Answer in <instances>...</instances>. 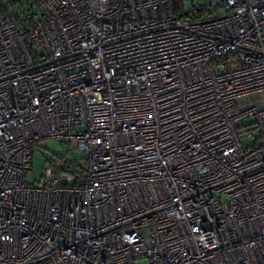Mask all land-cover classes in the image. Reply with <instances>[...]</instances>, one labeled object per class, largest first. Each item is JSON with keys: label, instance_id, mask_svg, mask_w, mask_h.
Wrapping results in <instances>:
<instances>
[{"label": "built area", "instance_id": "built-area-1", "mask_svg": "<svg viewBox=\"0 0 264 264\" xmlns=\"http://www.w3.org/2000/svg\"><path fill=\"white\" fill-rule=\"evenodd\" d=\"M141 260L264 264V0H0V264Z\"/></svg>", "mask_w": 264, "mask_h": 264}, {"label": "rangeland", "instance_id": "rangeland-1", "mask_svg": "<svg viewBox=\"0 0 264 264\" xmlns=\"http://www.w3.org/2000/svg\"><path fill=\"white\" fill-rule=\"evenodd\" d=\"M250 122L252 121L249 120ZM249 138H243L244 145H251L254 143L259 134L256 130L252 129ZM32 155V170L26 173L27 183H40L43 179L44 169L54 157L70 156L71 158L79 159L82 157L83 152L78 148L75 141L68 143L65 141H58L56 139H50L48 141H39L35 144ZM137 264H146L145 260L139 261Z\"/></svg>", "mask_w": 264, "mask_h": 264}]
</instances>
